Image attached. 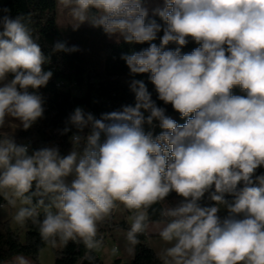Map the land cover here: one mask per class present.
<instances>
[{
  "label": "clouds",
  "instance_id": "obj_1",
  "mask_svg": "<svg viewBox=\"0 0 264 264\" xmlns=\"http://www.w3.org/2000/svg\"><path fill=\"white\" fill-rule=\"evenodd\" d=\"M58 3L75 21H90L127 43L147 42L123 59L131 73L150 74L158 98L187 120L181 125L167 116L144 81L134 80L135 107L101 119L74 111L70 122L78 131L68 155L56 147L29 154L13 135L19 125L8 118L27 130L42 117L36 90L53 73L44 70L49 58L24 18L0 15V195L12 206L17 199L32 205V197H40L34 206L20 207L14 221L39 224L53 246L57 238L62 245L82 240L94 250L102 243L98 226L120 202L134 210L127 231L134 246L148 228L147 210L175 192L184 199L162 212L171 219L159 236L174 241L161 255L163 264H264V173L257 174L264 168V0H164L154 10L163 24L148 17L143 0ZM189 38L199 47L182 53ZM77 50L62 42L53 49ZM237 86L243 95L233 94ZM154 119L160 122L158 135L144 128ZM34 184L35 191L25 195ZM206 192L215 205L200 203ZM220 205L228 210L224 217ZM16 264L29 261L17 256Z\"/></svg>",
  "mask_w": 264,
  "mask_h": 264
},
{
  "label": "trees",
  "instance_id": "obj_2",
  "mask_svg": "<svg viewBox=\"0 0 264 264\" xmlns=\"http://www.w3.org/2000/svg\"><path fill=\"white\" fill-rule=\"evenodd\" d=\"M144 2V0H143ZM58 0H0V15H10L12 18L23 17V22L31 31L33 39L41 47L42 52L48 61L43 65L45 71H51L53 75L45 86L36 90L43 99V115L32 124L30 128L20 129L15 135L17 144L27 145L29 154L34 150L45 147H52L53 141H60V154L66 156L74 148L71 137L77 134L75 125L71 124L70 117L77 108L85 114H91L95 119H101L104 114L113 111H122L124 107H135V92L132 89L134 80H143L153 101L157 107L165 109V114L176 120L179 124L186 123L187 118H181L171 104H165L158 98L155 85L151 83L148 73L133 74L123 59L125 55L139 52L148 47L143 44L127 43L123 37L118 42H109L107 33L102 27L93 26L90 22V32L95 36L92 43L97 48L100 57L98 66L91 65L87 58L79 51L64 52L53 51L58 42L70 46L65 39L58 24ZM7 9L8 12H3ZM149 18H154L158 23L163 24L158 15L148 13ZM163 31L157 34L154 41L159 45ZM174 49L175 44L166 46ZM198 44L191 38L185 45L182 53H190ZM103 54V55H102ZM74 85L66 88L67 83ZM233 94L243 95L239 86L233 89ZM150 112H145V116ZM159 121L154 119L152 125L145 124V131H152L158 135L161 131ZM68 128L65 132L64 129ZM90 131V128L88 132ZM29 142V143H28ZM81 144V148H82ZM264 173V168L257 170V174ZM35 191V184L30 193ZM50 195L44 197L45 206L51 203ZM40 197H32L34 206ZM184 198L175 192H171L163 201L153 204L148 211V222L169 221L171 218L162 215V212L170 207H176ZM231 201L232 197H226ZM204 206H213L215 202L210 199V193H205L200 201ZM9 204L0 195V206ZM54 209V208H53ZM40 213L38 219L43 220L44 208H38ZM147 222V223H148ZM126 220L114 222L106 219L98 226L96 239L102 240V234L116 228H128ZM139 243L133 246V254L129 261L123 262L116 259L110 264H163V260L151 247L148 241L147 231L138 234ZM57 241L59 242L58 238ZM50 241H45L39 232V224H34L28 219L25 224V239L14 231L8 220L0 221V264H16V257L23 256L29 264H41L40 253ZM62 245V244H61ZM86 253L92 257L88 259ZM54 264H107L97 254L96 249L87 250L81 241L69 240L66 245L55 250Z\"/></svg>",
  "mask_w": 264,
  "mask_h": 264
},
{
  "label": "rangeland",
  "instance_id": "obj_3",
  "mask_svg": "<svg viewBox=\"0 0 264 264\" xmlns=\"http://www.w3.org/2000/svg\"><path fill=\"white\" fill-rule=\"evenodd\" d=\"M164 0H144V6L147 8L148 13H154V10L157 8L163 7ZM58 24L63 32L65 39L68 41L70 46H75L90 62L91 65L98 66L100 60V55L98 53L97 48L94 46L92 41H94L95 36H93L90 32V21L85 22H78L75 21L69 13L68 9H65L63 6L59 5L58 8ZM79 25L78 27H74L75 25ZM108 40L109 42H118L122 39V36L119 34L109 35ZM103 55V54H102ZM13 77L11 74L8 76V80H11ZM69 86L74 85V83H67L66 88ZM31 91V89H30ZM11 122L16 123L19 125L17 129L13 132L15 135L20 129H22V124L19 120H12V118H8ZM5 130L8 131L7 124L5 126ZM74 148L71 150L73 151ZM69 151L68 154L71 152ZM67 154V155H68ZM73 177H68V181L70 182ZM118 207L113 213V220L114 222H119L126 220L129 224L128 228H116L112 231L114 232L113 237H107V239H103L99 253L101 255V259L108 264L112 260V257L116 255L115 251L112 249V244L116 242L122 250H126L133 252V245H131L127 240V231L131 227V220L130 216L133 215V211H129L125 208V206L120 203L116 202ZM28 205H22L20 199L16 200L15 206L10 204L1 205L0 206V221H7L9 222V226L16 232H18L21 238L25 239V224L21 226L14 221V215L19 210L20 207H27ZM55 212V209H52ZM99 232V230H98ZM98 234V233H97ZM111 247V249H110ZM61 248V243L57 241L56 245L53 246L48 243L45 248L40 253V260L42 263L45 264H53L55 260V250ZM131 249V250H130ZM111 255V258H108Z\"/></svg>",
  "mask_w": 264,
  "mask_h": 264
},
{
  "label": "crops",
  "instance_id": "obj_4",
  "mask_svg": "<svg viewBox=\"0 0 264 264\" xmlns=\"http://www.w3.org/2000/svg\"><path fill=\"white\" fill-rule=\"evenodd\" d=\"M219 207H220V211L218 214L221 217L226 216L228 214L227 208L223 205H220ZM168 222L169 221H151V222H148V228L146 229L147 235H148V241H149L151 247L153 248V250L157 253V255L160 258H161V255L164 253L165 249L173 246V244H174V241L173 242H165L159 236V230H161L163 227H165ZM101 236L103 239L106 240L107 237H113L114 232L113 231H107V232L103 233ZM111 247H112L113 251H115L116 255H114L112 257V260L110 261V263H112L116 259H121L123 262H127L131 259L133 252H130V251L126 252V250H122L116 242H114ZM111 247H110V249H111ZM98 250H100V249H98ZM98 250L96 249L97 254L99 255V257H101ZM108 258H111V255H109ZM40 262H41V264H45V263H42L41 260H40ZM105 263H107V262H105ZM53 264H54V262H53Z\"/></svg>",
  "mask_w": 264,
  "mask_h": 264
},
{
  "label": "built area",
  "instance_id": "obj_5",
  "mask_svg": "<svg viewBox=\"0 0 264 264\" xmlns=\"http://www.w3.org/2000/svg\"><path fill=\"white\" fill-rule=\"evenodd\" d=\"M88 130H89V128H86L85 130H84V134H87L88 133ZM29 143V142H28ZM60 145H61V142L60 141H53L52 142V147H56V148H60ZM27 146V145H26ZM115 211V210H114ZM114 213V212H113Z\"/></svg>",
  "mask_w": 264,
  "mask_h": 264
}]
</instances>
